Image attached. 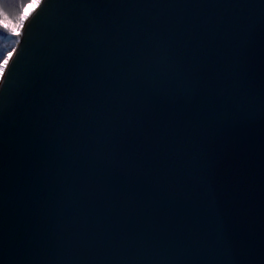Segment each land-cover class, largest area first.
Returning <instances> with one entry per match:
<instances>
[{
  "label": "water",
  "instance_id": "water-1",
  "mask_svg": "<svg viewBox=\"0 0 264 264\" xmlns=\"http://www.w3.org/2000/svg\"><path fill=\"white\" fill-rule=\"evenodd\" d=\"M0 79V264H264V0H40Z\"/></svg>",
  "mask_w": 264,
  "mask_h": 264
},
{
  "label": "trees",
  "instance_id": "trees-1",
  "mask_svg": "<svg viewBox=\"0 0 264 264\" xmlns=\"http://www.w3.org/2000/svg\"><path fill=\"white\" fill-rule=\"evenodd\" d=\"M29 1L30 0H5V2L8 4V7L12 9H18L20 3H23L26 6ZM18 25L19 23L15 22L12 19H0V63L5 58L6 53L11 48V40L9 43L7 39L12 36V32L9 33L5 30V28L16 29Z\"/></svg>",
  "mask_w": 264,
  "mask_h": 264
},
{
  "label": "snow or ice",
  "instance_id": "snow-or-ice-1",
  "mask_svg": "<svg viewBox=\"0 0 264 264\" xmlns=\"http://www.w3.org/2000/svg\"><path fill=\"white\" fill-rule=\"evenodd\" d=\"M25 8V4L20 3L18 6V9H12L8 7V4L5 2V0H0V19H12L15 22L19 23L21 20V16L23 14V10ZM6 31L11 33V29L5 28ZM14 35V33H11ZM19 43V41H17ZM16 52V49L13 48L12 52L8 54V56L4 59L3 63H0V73H2L6 66L9 63V60L11 59L13 53Z\"/></svg>",
  "mask_w": 264,
  "mask_h": 264
},
{
  "label": "rangeland",
  "instance_id": "rangeland-1",
  "mask_svg": "<svg viewBox=\"0 0 264 264\" xmlns=\"http://www.w3.org/2000/svg\"><path fill=\"white\" fill-rule=\"evenodd\" d=\"M32 1H33V0H31V2H29V4H27V5L25 6V8H24V10H23V14H22V16H21V20H20L19 25L17 26V28H16V29L11 28V32L14 33V35L12 34V36L9 37V39H7V41H8L9 43H10V40H11V48H10L9 51L6 53L5 58L8 56V54H9L10 52H12V49H13V48L16 49V47H17V45H18L17 40H15L13 37L21 32V30H22V28H23V25H24V20H25V18H26L27 11H29L31 8H34V7H32ZM12 40H13V41H12ZM5 58H4V59H5ZM4 59L1 61V63H3ZM4 72H5V70H4L2 73H0V79H1L2 75L4 74Z\"/></svg>",
  "mask_w": 264,
  "mask_h": 264
},
{
  "label": "bare ground",
  "instance_id": "bare-ground-1",
  "mask_svg": "<svg viewBox=\"0 0 264 264\" xmlns=\"http://www.w3.org/2000/svg\"><path fill=\"white\" fill-rule=\"evenodd\" d=\"M39 2H40V0H33L32 1V7L35 8L39 4ZM34 8H31L29 11H27L26 17L34 10Z\"/></svg>",
  "mask_w": 264,
  "mask_h": 264
}]
</instances>
